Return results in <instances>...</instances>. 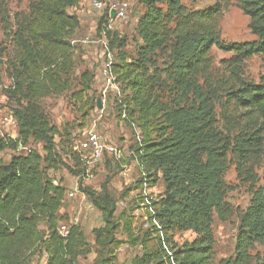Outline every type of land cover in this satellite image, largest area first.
<instances>
[{
	"label": "trees",
	"instance_id": "trees-1",
	"mask_svg": "<svg viewBox=\"0 0 264 264\" xmlns=\"http://www.w3.org/2000/svg\"><path fill=\"white\" fill-rule=\"evenodd\" d=\"M139 2L146 11L136 25L142 41L137 57L128 62L122 54L113 63L112 75L128 90L123 104L141 132L130 146L141 171L140 185L151 186L162 178L165 191L158 199H146L151 224L136 234L126 228V242L118 237L122 224L112 193L80 186L104 221L93 230L95 263L116 264L117 250L128 243L141 249L131 264H264V189L239 214L234 254L218 262L213 230L216 217L227 221L234 213L227 200L232 188L225 180L231 166L241 181L254 185L259 181L264 82L247 81L242 66L253 56L264 57V0H218L208 9L190 13L182 0ZM231 2L249 17L254 41L227 43L221 38L222 10ZM77 3L32 4L29 19L19 22L14 35L12 85L7 93L18 102L12 110L19 133L16 139L0 136V153L42 142L45 154L33 149L0 163V264H33L37 258L46 264H80L94 249L82 227L61 211L66 187L54 184L47 174L60 167L59 129L41 104L73 84L76 48L70 38L80 22L67 9ZM108 21L107 10L99 31H106L109 50L123 48L125 42L117 33L106 30ZM215 47L233 53L217 78ZM167 54L170 62L161 67L159 58ZM80 78L83 91L90 89L92 73L85 70ZM216 106L225 131L216 126ZM261 179L264 183V170ZM61 224L68 226L66 235L60 232ZM188 231L196 235L192 241L174 240L176 233ZM154 234L159 235L156 246L151 244Z\"/></svg>",
	"mask_w": 264,
	"mask_h": 264
},
{
	"label": "rangeland",
	"instance_id": "rangeland-1",
	"mask_svg": "<svg viewBox=\"0 0 264 264\" xmlns=\"http://www.w3.org/2000/svg\"><path fill=\"white\" fill-rule=\"evenodd\" d=\"M95 1L101 2L103 9H97L94 5ZM217 1L182 0V4L190 13L208 9L216 5ZM37 2L40 0H0V125L2 116L13 112L12 109L18 106V102L8 97L7 93L12 85L9 64L15 55L14 35L19 22L29 19L32 4ZM113 5L119 8L124 7L126 18L114 20L109 30L112 35L117 33L119 39L125 42V46L110 51L109 39L105 31H99V28L100 21ZM67 11L69 14L76 15L80 22L79 28L70 38L76 48V69L73 84L69 90L61 95H52L41 100L51 124L59 129L56 143L58 158L61 159L59 160L60 167L49 169L47 174L66 187V196L61 211L70 219L79 217L78 224L84 230L87 242L92 244L95 242L93 230L103 226L104 221L102 213L89 201L80 186L92 188L98 193L104 188L109 190L116 199L117 216L122 224L118 237L126 241V228L134 234L149 228L151 221L148 216L146 199L160 198L165 191V182L160 178L154 185H140L141 171L132 156L130 146L138 140L141 132L123 104L129 92L124 83L115 82L117 75L113 76L114 86L105 90L107 83L100 78V73L109 53H112L113 63L120 61L122 54L128 62H132L137 57L142 41L136 33V25L146 8L139 0H78V3L69 7ZM220 33L221 38L227 43H246L256 39L249 28V17L244 14L236 2L223 7ZM212 57L214 60L213 77L217 78L222 74L224 64L232 60L233 53H226L215 47L212 50ZM169 62V54L159 58L161 67ZM85 70L92 73L93 79L90 89L83 91L80 76ZM242 73L247 81L263 84L264 57L258 55L244 61ZM98 104H101V108ZM216 117V126L225 131L217 106ZM94 128L108 143L118 148L119 155L106 154L101 162L92 164L88 170V167L86 168L74 156L73 148L85 138L88 131ZM28 145L41 154H45L44 143L30 142ZM15 154L25 155L26 152L23 149L3 151L0 153V163H8ZM263 170L264 149L262 160L256 167L259 176L256 185L241 181L234 165L227 172L225 180L232 188L227 195V200L234 213L227 221L215 218L213 230L216 239V262L234 254L240 225L239 214L246 211L256 192L264 189L261 179ZM71 191L76 192L75 197H69ZM158 236V234L152 236V245H157ZM195 236V233L191 231L176 233L174 240L182 244L185 241H192ZM122 246L124 248L118 254L119 264H130L132 258L141 252L140 247H132L128 243ZM93 248L96 247L93 246ZM95 256L96 254L92 253L87 258L80 259V264H95ZM44 260V258H37L33 264H44Z\"/></svg>",
	"mask_w": 264,
	"mask_h": 264
},
{
	"label": "built area",
	"instance_id": "built-area-1",
	"mask_svg": "<svg viewBox=\"0 0 264 264\" xmlns=\"http://www.w3.org/2000/svg\"><path fill=\"white\" fill-rule=\"evenodd\" d=\"M95 7L97 9H103V5L101 2L95 1L94 3ZM112 9H115L116 11V16L115 18L111 17V11ZM108 14H109V21L108 24L106 25V30H109L112 28V23L114 20H122L126 18V11L124 7H117L116 5L111 6L108 9ZM106 33V31H105ZM108 58L104 62V65L101 69L100 73V78H102L106 83L107 86L105 87L107 90L108 87L114 86L113 83V75H112V67H113V62H112V53L108 54ZM4 132H3V130ZM18 122L16 117L14 116L13 112H10L9 114H5L1 118V125H0V136L2 137H7V138H18ZM18 149H23L26 154H29L33 149L31 148L30 145H22L20 144ZM17 149V150H18ZM74 151L79 160L84 164V166L88 170L91 167L92 164L101 162L105 155H119V150L116 146L113 144L108 143L103 135L97 130V129H91L86 133L85 138H83L79 143L74 146ZM54 184H58V180L54 179L53 180ZM76 192L71 191L69 193V197H75ZM71 222L78 224L79 222V217H74V219H70ZM60 232L63 235H66L68 233V226L67 224H61L60 226Z\"/></svg>",
	"mask_w": 264,
	"mask_h": 264
},
{
	"label": "crops",
	"instance_id": "crops-1",
	"mask_svg": "<svg viewBox=\"0 0 264 264\" xmlns=\"http://www.w3.org/2000/svg\"><path fill=\"white\" fill-rule=\"evenodd\" d=\"M92 246H94V244H92V243H90ZM122 248H124L123 246H121L118 250H117V252H116V256H117V261H116V264H119V258H118V254L120 253V250H122ZM92 253H95L96 254V251H95V249H93L92 250V252L90 253V254H92ZM89 254V255H90ZM88 256V255H87ZM96 257H97V254H96V256H95V258H94V260L96 259ZM85 258H87V257H85ZM84 258V259H85ZM133 259V258H132ZM45 261V260H44ZM131 262H132V260H131ZM95 263V262H94ZM44 264H46V262L44 263ZM96 264V263H95ZM131 264V263H130Z\"/></svg>",
	"mask_w": 264,
	"mask_h": 264
},
{
	"label": "water",
	"instance_id": "water-1",
	"mask_svg": "<svg viewBox=\"0 0 264 264\" xmlns=\"http://www.w3.org/2000/svg\"><path fill=\"white\" fill-rule=\"evenodd\" d=\"M115 16H116V11H115V9H112V11H111V17L112 18H115ZM98 106L101 108V104H98Z\"/></svg>",
	"mask_w": 264,
	"mask_h": 264
}]
</instances>
